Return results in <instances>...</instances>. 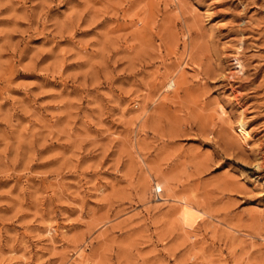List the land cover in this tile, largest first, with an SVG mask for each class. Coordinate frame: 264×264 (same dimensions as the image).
<instances>
[{
  "label": "rangeland",
  "instance_id": "374dc122",
  "mask_svg": "<svg viewBox=\"0 0 264 264\" xmlns=\"http://www.w3.org/2000/svg\"><path fill=\"white\" fill-rule=\"evenodd\" d=\"M0 264H264V0H0Z\"/></svg>",
  "mask_w": 264,
  "mask_h": 264
},
{
  "label": "bare ground",
  "instance_id": "6f19581e",
  "mask_svg": "<svg viewBox=\"0 0 264 264\" xmlns=\"http://www.w3.org/2000/svg\"><path fill=\"white\" fill-rule=\"evenodd\" d=\"M187 64H184V68L186 67ZM182 67V69H184ZM176 89V82H175V77H173L172 79H170L164 89V93H171ZM222 111V114H224V111ZM221 115V114H220ZM225 115V114H224ZM237 134L244 140V141H248L251 138V134L249 132V126H248V122L245 121L244 118H241L239 121V131L237 132Z\"/></svg>",
  "mask_w": 264,
  "mask_h": 264
}]
</instances>
